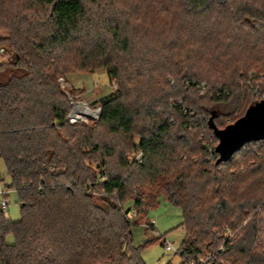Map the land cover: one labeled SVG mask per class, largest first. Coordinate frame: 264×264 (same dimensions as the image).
<instances>
[{
    "label": "trees",
    "instance_id": "obj_1",
    "mask_svg": "<svg viewBox=\"0 0 264 264\" xmlns=\"http://www.w3.org/2000/svg\"><path fill=\"white\" fill-rule=\"evenodd\" d=\"M0 30V159L20 211L0 208V264H144L158 237L134 246L132 225L162 194L190 256L228 227L218 258L264 264V140L215 152V130L264 100V0H0ZM99 69L118 87L69 123L59 77ZM223 109L241 111L220 125Z\"/></svg>",
    "mask_w": 264,
    "mask_h": 264
},
{
    "label": "rangeland",
    "instance_id": "obj_2",
    "mask_svg": "<svg viewBox=\"0 0 264 264\" xmlns=\"http://www.w3.org/2000/svg\"><path fill=\"white\" fill-rule=\"evenodd\" d=\"M5 32L0 30V36H5ZM6 51V50H5ZM5 58H10V55H5ZM87 71V70H86ZM81 76V77H80ZM59 81V80H58ZM258 80L255 83L258 85ZM262 81V79H261ZM60 87L61 89L67 93V96L72 97L75 101H84L92 110H96L97 100L106 94L115 91L118 87V83L115 78H109L106 71L104 69H99L90 73H80L75 71L73 74H69L66 76H60ZM78 84V85H76ZM74 86H80V88H75ZM259 86V85H258ZM257 95V94H254ZM193 96V95H192ZM264 96V94H262ZM194 97V96H193ZM178 103H182L183 100L178 98ZM247 101L242 100L240 106L245 105ZM202 108H206L208 110L214 109V104L202 101ZM72 106V105H71ZM222 108V107H221ZM224 108V107H223ZM246 108V107H245ZM233 109V108H232ZM232 109L222 111L220 117H218V122L220 125L228 124L231 120H234L240 111L232 112ZM244 111V110H243ZM88 119L84 120L85 123H90V121H95L97 118L87 117ZM105 135V132L101 131V136ZM108 141L112 144H115L116 151L124 147V142L120 138V136L108 135ZM137 137H133L132 141L137 142ZM126 146V145H125ZM123 151H127V157L130 160L139 158V153L137 150L131 149V147L126 146ZM252 160L247 161V165L250 164ZM93 167L96 168L95 164H92ZM114 171H122L115 164H113ZM0 176L3 179L1 182V188L3 190H7L6 202L7 209L5 211V215L8 219L12 221H16L19 219L20 211H19V203L17 201L16 192L13 189L6 188L9 184V176L7 174L5 163L2 159H0ZM1 199V198H0ZM131 200H127L124 203L125 209L131 206ZM150 220L155 221L154 229L146 228L143 226L146 222ZM137 224L132 225V244L134 246H138L143 244L146 240L157 238L154 242L146 246L140 251V257L144 264H166L171 262L172 264H179L180 257L171 251H165L164 249V241L170 242L174 248H178L181 245V242L184 238V230L183 227L180 226L182 221L181 218V210L179 207L173 205L168 200H166V196L162 194L159 197L158 205L155 208L150 209L147 212L145 217L137 216L136 220ZM245 225V223H243ZM161 236V237H160ZM262 238V249L264 250V232L261 234ZM6 243H12L13 237L11 234L7 235L5 238Z\"/></svg>",
    "mask_w": 264,
    "mask_h": 264
},
{
    "label": "built area",
    "instance_id": "obj_3",
    "mask_svg": "<svg viewBox=\"0 0 264 264\" xmlns=\"http://www.w3.org/2000/svg\"><path fill=\"white\" fill-rule=\"evenodd\" d=\"M5 53H6L5 49L0 46V57L4 56ZM58 80L60 81V77ZM68 101L70 105H72L65 118L69 123L83 122L84 120L88 119L87 117L98 118L99 111H100V108L98 107V105L95 108L96 110H92L87 105V103L84 101H75L70 96L68 97ZM262 140H264V138ZM2 181L3 179L0 176V198H1L0 208L2 209V211H6L7 209V202H6L7 190H3L1 188ZM132 216H135V213H132ZM154 225H155L154 220H150L144 224L146 228H150V229H154ZM237 232H238V229L231 230L228 227H224L222 230H215L214 235L218 237H222V239H224L223 243L217 248L216 251L206 252L204 254H197L194 256H190L187 252H185L182 245H180L178 248H174L170 242H165L164 237H163V241H164L163 246H164L165 251H171V252L176 253L180 257V263L183 262L184 264H227L225 261L218 258V254L225 251L224 244L227 241L234 238Z\"/></svg>",
    "mask_w": 264,
    "mask_h": 264
},
{
    "label": "water",
    "instance_id": "obj_4",
    "mask_svg": "<svg viewBox=\"0 0 264 264\" xmlns=\"http://www.w3.org/2000/svg\"><path fill=\"white\" fill-rule=\"evenodd\" d=\"M218 144L216 163L225 162L245 144L264 138V100L247 107L244 114L223 129L215 130Z\"/></svg>",
    "mask_w": 264,
    "mask_h": 264
},
{
    "label": "crops",
    "instance_id": "obj_5",
    "mask_svg": "<svg viewBox=\"0 0 264 264\" xmlns=\"http://www.w3.org/2000/svg\"><path fill=\"white\" fill-rule=\"evenodd\" d=\"M81 77V76H80ZM76 85H78V84H76ZM75 88H80V86H74ZM144 226V225H143Z\"/></svg>",
    "mask_w": 264,
    "mask_h": 264
},
{
    "label": "bare ground",
    "instance_id": "obj_6",
    "mask_svg": "<svg viewBox=\"0 0 264 264\" xmlns=\"http://www.w3.org/2000/svg\"><path fill=\"white\" fill-rule=\"evenodd\" d=\"M81 106V105H80Z\"/></svg>",
    "mask_w": 264,
    "mask_h": 264
}]
</instances>
